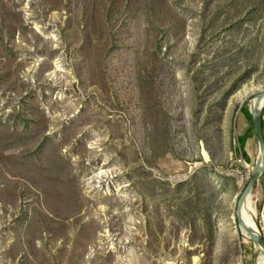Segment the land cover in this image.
I'll return each instance as SVG.
<instances>
[{"label": "rangeland", "instance_id": "1", "mask_svg": "<svg viewBox=\"0 0 264 264\" xmlns=\"http://www.w3.org/2000/svg\"><path fill=\"white\" fill-rule=\"evenodd\" d=\"M262 92L264 0H0V264L263 263Z\"/></svg>", "mask_w": 264, "mask_h": 264}, {"label": "water", "instance_id": "2", "mask_svg": "<svg viewBox=\"0 0 264 264\" xmlns=\"http://www.w3.org/2000/svg\"><path fill=\"white\" fill-rule=\"evenodd\" d=\"M263 101H264V92L258 94L255 97V102L253 107L249 106V112L252 117L255 135L258 141V155L256 158L257 161L250 182L239 198L237 210L239 214V223L246 230V232L249 233L250 238L254 242L255 246L259 247L262 253V257L264 258V235L261 233L260 228L258 226L257 217L255 216L253 218L254 219L253 226L250 227L246 226L242 218V208L245 199L253 195L255 186L258 184L261 177L264 175V117L261 108V104Z\"/></svg>", "mask_w": 264, "mask_h": 264}, {"label": "trees", "instance_id": "3", "mask_svg": "<svg viewBox=\"0 0 264 264\" xmlns=\"http://www.w3.org/2000/svg\"><path fill=\"white\" fill-rule=\"evenodd\" d=\"M243 119H245V123L243 124L244 126L242 127ZM246 120L249 121L250 127H247ZM240 122H241V124H240ZM238 127L241 128V132H239L238 139H239V143H240V150H241L242 156L246 162H248V160H250L251 163H253V160H251L250 158L246 159L247 157H245L246 156V154H245L246 142L250 138V135L253 134V131H254V124L252 121V117H251V114H250L249 109L247 107H245V108L243 107L241 109V114H240L239 119H238ZM238 131H239V129H238ZM240 135H242V136H240ZM241 232L244 233V228L241 229Z\"/></svg>", "mask_w": 264, "mask_h": 264}, {"label": "bare ground", "instance_id": "4", "mask_svg": "<svg viewBox=\"0 0 264 264\" xmlns=\"http://www.w3.org/2000/svg\"><path fill=\"white\" fill-rule=\"evenodd\" d=\"M253 100L250 103L251 107L254 106L255 98ZM263 107H264V101L261 104V108H263ZM257 214H258V211H257V208H256L255 203L253 201V195H251L245 199L244 205L242 208V218H243V221L246 224V226H248V227L253 226V221H254L253 218L255 216L257 217ZM237 218L239 219L238 213H237ZM242 234H243V232H242ZM249 239H251L250 236H249ZM256 247L260 251L259 247L258 246H256ZM260 256H262V253L260 254ZM261 264H264V258H263V263H261Z\"/></svg>", "mask_w": 264, "mask_h": 264}]
</instances>
